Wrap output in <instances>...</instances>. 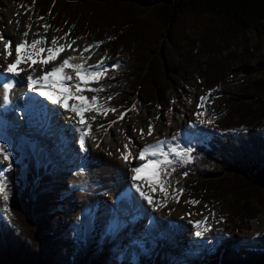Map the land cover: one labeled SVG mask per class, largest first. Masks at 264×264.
<instances>
[{
    "label": "trees",
    "instance_id": "trees-1",
    "mask_svg": "<svg viewBox=\"0 0 264 264\" xmlns=\"http://www.w3.org/2000/svg\"><path fill=\"white\" fill-rule=\"evenodd\" d=\"M11 4L17 9L35 8L37 18L49 16L54 33H70L67 37L75 41L90 36L94 43L104 42L98 53L120 61L97 85L106 89L98 94L106 108H129L138 95L144 106L158 103L168 108L171 94L191 86L190 79L207 89L220 86V97L208 106L216 132L209 144L190 154L184 171L191 173L178 189L210 206L232 227L230 233L245 228L264 211L260 127L264 0H11ZM254 36L259 40L250 52ZM233 48L243 50L240 64L251 69L237 86L226 80L236 58L230 56ZM109 96L112 99L106 103ZM21 171L16 163L8 175L11 200L8 225L0 233V264H79L76 242L52 231L51 214L61 198L52 189L54 177L47 174L35 186L34 175L28 172L24 181ZM221 260V264H264V244L233 248Z\"/></svg>",
    "mask_w": 264,
    "mask_h": 264
},
{
    "label": "bare ground",
    "instance_id": "bare-ground-1",
    "mask_svg": "<svg viewBox=\"0 0 264 264\" xmlns=\"http://www.w3.org/2000/svg\"><path fill=\"white\" fill-rule=\"evenodd\" d=\"M29 18V11L27 13L16 12L10 6V0H0V35L3 36V40H0V149H2L0 150V154L2 153L0 155V181L3 183L5 181L2 179L1 174L5 165V151L10 154L9 159L11 158V151H7V148L4 149V146L11 147L14 141L22 144L27 154L29 152L32 154H28L32 158V168L37 170V173L35 172L36 175L38 174L39 176H37L41 177L44 171L38 170L37 167L41 152H46L47 147L44 142H41V138L36 135L38 132L35 133L34 131L39 129L40 132H44L43 135H47L48 141L50 140V136L47 134L49 132L52 134V140L49 141L52 143V147L57 148L56 150L59 154L70 152L71 157L69 162L76 161V165L85 168V176L93 179L92 183L72 176L69 179V184L73 190L77 191L76 194H80L81 201L78 205L73 206L71 210H68L66 215L72 218L71 220L75 224H79L80 227L86 229L88 236H90L88 231L92 230L93 232L102 234V227L106 225H109L111 228L107 232L110 237L117 236L120 238L124 232L127 233L125 221H123L121 214L117 210L115 211L118 208L124 215H128L130 223L137 225L136 229H134L136 234H146L145 236L158 235L159 233L156 230L163 223L169 226L171 235L179 234L178 241L175 242L171 239L164 244V247H167L171 243L179 246V253H172L173 251L167 252V257L170 260L180 258L181 254L191 251V249H200V247H204L205 245L210 246L213 243V237L223 234V230L219 227L213 230L207 226V222L211 220L209 213L201 211L193 212L192 210L186 212L188 206L187 197L180 194L174 199L170 198L169 193L173 191V188H167L155 182L153 179L154 170L152 169L142 171L139 174L140 179L133 181L131 179L133 175L131 169L140 166L144 161L136 159L125 162L121 158V152L124 150L125 145H128L134 153H138L146 145L156 144L157 141H167L162 146L163 152L176 156L178 149L186 148L189 142H193L195 138L193 132L195 128L198 129L201 126L199 121L187 120L196 110L201 111L203 108L198 107L201 103L200 99L198 102L191 103L177 117L173 115L169 121L170 124L168 123L166 128H162L159 124L155 125L150 120H141L135 124L134 128L130 127L128 130L124 126L122 128L120 126V119H118V114L124 112L121 109L116 113L111 112L102 115L95 123L87 119L90 111H86L83 114L85 123L78 125L77 121L80 119L78 115L68 111L66 106L61 107L60 105L53 104L52 101L41 96L39 91L33 92L29 86L31 82L27 80V77L30 75L36 79L42 75V71L50 69L53 64H59L68 56L78 57L80 55L78 52L66 50L57 53L58 59L49 65L43 66V69L39 64L32 67H29L28 64H22L19 68L23 70L19 72V75L14 76L6 71L8 63L12 62L15 56V52H13L12 57L7 56L4 51V45L7 41L11 40L14 48L16 43L23 40V32L28 31L25 25L30 24L32 26L27 40L32 41L46 36L44 31H40V26L35 22L31 23ZM16 21L20 22L19 25H17ZM37 33L39 36L36 35ZM4 40L5 42H3ZM47 41L48 45H50L51 41L49 38ZM59 44L67 45L71 44V42L63 40ZM89 44H92L91 40H84L83 42L73 44L72 47L83 48ZM48 45L45 46L47 47ZM21 54H24L23 50ZM85 55L88 54L85 53ZM92 59L93 54H91V59L87 61V64H93ZM81 62L80 60L73 61V63ZM66 71L71 75L74 73L72 69H67ZM6 84H11L12 87L7 89L5 88ZM60 86L53 84L49 87V85L45 84L43 88L51 90ZM37 87L41 86L37 85ZM54 95L60 98L58 93H54ZM198 96L200 98L207 97L202 94ZM76 102L68 100L66 101V105ZM18 107L26 111L24 116L20 114L21 111H15ZM72 117H75V119ZM55 118L62 119L64 125L66 124L71 127L67 136H71L74 139V144L67 142V137H63L61 132L62 127L53 126ZM113 120L116 122L113 123ZM21 121L30 125L28 127V130H32L30 137L23 131V129H27L23 127ZM149 124L154 128L152 135H147ZM89 125L91 132L90 135L85 137V145L82 147L79 143V129L83 128L85 132H89ZM140 129L145 130L143 136L139 133ZM7 141H10L8 142L9 144L6 143ZM51 158L52 160L56 159L53 155H51ZM51 169L52 166L49 165L48 171ZM65 182L67 180L61 179L60 186H63ZM159 184L160 187H158ZM137 185H139L140 191L152 197V204H149L147 200L140 196V191H137L136 188ZM107 196L111 198V204L116 207L112 211L106 208L107 204L105 203L108 202ZM2 200H4L3 194H0V202ZM158 200H161L159 204H157ZM65 220L66 218L62 219V222H65ZM201 220H204L205 223L200 224L199 228H197L196 222ZM67 221L73 229L72 221H69V219ZM168 226L163 224V228H167ZM129 230H132V226ZM61 231L65 232V229L61 227ZM196 231H201L203 235L196 236ZM74 232L77 231L75 230ZM255 235V231L250 233L251 237ZM108 247L111 249L112 245L109 244L106 248ZM107 260L108 256H103L102 264L107 263Z\"/></svg>",
    "mask_w": 264,
    "mask_h": 264
},
{
    "label": "rangeland",
    "instance_id": "rangeland-1",
    "mask_svg": "<svg viewBox=\"0 0 264 264\" xmlns=\"http://www.w3.org/2000/svg\"><path fill=\"white\" fill-rule=\"evenodd\" d=\"M10 6L12 9L16 12H22V13H27L29 11L30 14V22L32 23H37L40 27V31H44L47 39L51 41L52 38H62L58 39V43L63 41V40H68V42L72 41L65 37V35H62L60 32L59 33H54L52 30L49 28L45 29L44 25H49L50 24V18L49 16L40 19L37 18L35 8L30 7V8H14L11 4L10 0ZM34 15V16H33ZM254 41L250 44L249 46V51L252 52V46L253 44H257L259 37L254 36ZM86 40H93L92 37H84L81 40L75 41V43H80ZM5 42V40L3 41ZM92 44L93 41H92ZM98 48L92 49V54H93V59L92 63H96L101 59L103 56H107L106 64L109 67H112V65H119L120 61L118 59L112 60L107 53L105 54H99L97 53ZM243 53V50L241 48H233L232 49V55H234L235 62L233 63L234 66L231 70V72L227 75V82H229L230 85L232 86H237L238 85V80L241 78H244L248 72L251 71L250 68L244 67L240 64V55ZM225 55H227L225 53ZM224 56V55H223ZM223 56H219L218 59L223 58ZM72 75H75V73H72ZM192 85L188 86L186 85L184 89L177 95L171 94L170 96V107L164 108L160 107L158 103L152 104L150 106H144L143 103L138 100L140 99L139 95L136 96V105L135 108L133 109L134 104H132L129 109H133L131 111L127 112V117H125L120 121V126H124L127 130L128 128H134L141 120H147V121H153L155 125H161L162 128H166L168 126L169 121L171 120V117L175 115L176 117L180 115L179 113H182L191 103L193 102H198L200 97L198 95L202 94L207 96L206 101L203 103V108L201 111L196 110L190 118H187V120H195L199 121L201 126L194 130L193 134L195 135V139L193 142H189L188 146L186 148L178 149L176 151V156L170 155V159H173L176 161L173 165L168 166V174L163 175L161 179L163 180V186L167 188H173V191L169 193V197L174 199L176 195V189H178L177 185L183 180L186 181L189 172L187 171H182V168L185 169L188 163L190 162V159L185 158V150L186 149H192L197 146V144L204 142H207L211 139V136L214 134L215 127H214V122H213V115L212 113L208 110V106L210 105V100L211 98L215 95V93L219 90L218 88L211 87V89H207L206 87L204 88L202 85H200L195 79H190ZM91 87H97V84L91 85ZM213 91V92H212ZM98 93H93V92H85L84 95L91 97L93 95H98ZM133 99V98H132ZM195 99V100H194ZM46 101V100H45ZM95 107V105H93ZM118 109V108H117ZM124 110V109H121ZM119 111V110H118ZM125 111V110H124ZM107 113H111L110 111ZM199 113V115H197ZM105 114H101L95 111H90L88 113L87 119L93 123H95L99 118ZM170 116V117H169ZM13 117V116H12ZM95 117V119H93ZM57 121V122H56ZM207 121H210L208 123ZM22 122V121H21ZM63 124V125H62ZM170 124V123H169ZM54 127H62L61 132L63 137H67V142L74 144L75 141L71 136H67L68 133L70 132L71 127L67 126L66 124L64 125L63 120L61 119H56L53 123ZM264 129V124L260 125V127ZM23 127H25L24 130L26 135L30 137L32 134V130H28V127L23 124ZM122 127V128H124ZM22 128V127H21ZM35 133L38 132L36 135H38L41 138V142H44L47 149L46 152L42 151L41 156L39 158L38 162V170H43L44 175L46 172H50L54 174V179L52 183V189L56 192V195L59 196L60 200L57 201L56 203L59 205L58 208H56L54 211H52L51 214V222H52V231L53 234H56L60 238H70V239H75L77 241V249L80 251V258L81 261H79V264H91V260L94 258L96 259L97 262H94L93 264H102L103 262V256L107 255L108 260L107 263L105 264H115L118 261L121 260H130L134 254L137 255V257L141 258L144 257L145 259H152L154 263L157 264H221L223 260L221 258L225 257L229 250L233 248H238L240 246L242 247H257V245H262L264 244V211L258 212L257 216L254 220H250L247 222L248 224L245 226V228L240 229L239 231H235V233H230L229 230L232 228L230 225H226L225 221L222 219H219L215 211L210 206H206L205 204L197 203V204H192L190 203L191 198L189 197V193H184L182 192L185 197H187V202L188 206L186 208V212H189L192 210L193 212H204V213H209L210 214V221L207 222V226L210 227L211 229L215 230L216 228H221L223 230V234H220L219 236H214L213 237V243L209 245H205L204 247L199 248H194L191 249V251H187L184 254H181L177 259H169L167 257V252H172V253H179L178 248L179 246L176 244H170L167 247H164L165 242H168L172 239V241H178L179 240V234L176 235H171L169 232V226L166 223L167 228H163L162 226L158 227L156 231H158V235H143V234H136L134 232V229H136L137 225L130 223L128 220L129 217L128 215H124V213L113 206L111 204V198L107 196V209H115L117 212H119L122 216L123 221H125V229L128 231L127 233L124 232L120 238L117 236L115 237H110L107 232L111 230L109 225L103 226L102 227V234L96 233L92 231H88L90 236H88L86 233V229H83V227H80V225L75 224L72 218H69L67 214L68 210H71L73 206L78 205L81 201L80 194L77 193L73 190L71 185L69 184V179L72 177H76L77 179H83L86 180V182H93V179L90 177L85 176L86 170L83 166H78L76 165V161L74 162H69L71 153L70 152H65V153H58L57 148L52 147V143L49 141L52 140V134L47 133L50 136V140L48 141L47 135H43L44 132H40L39 129L34 131ZM23 136V134H21ZM69 138V139H68ZM7 141L6 143L9 144ZM7 148V151H11V158L5 159V165H4V170L1 172L2 177L7 180V172L11 169V165L13 164V161L17 158L20 162H22L24 157H28L29 162L28 165H23V168L25 171V168L27 167L30 171L36 172L37 170H34L32 168V158L28 156V154H31L30 152L27 154L25 152V148L22 144H19L18 142H13L11 144V147H6L4 146V149ZM11 149V150H10ZM49 151V152H48ZM191 151V152H192ZM188 153V156H190ZM40 153V152H39ZM52 153V154H51ZM55 156L56 159L52 160L51 155ZM2 155V153L0 154ZM32 155V154H31ZM52 166V171H48V166ZM10 166V167H9ZM226 168V165H224ZM82 168V169H80ZM174 168L175 170L172 171L171 169ZM229 171L230 169H226ZM175 174H180L179 176H175ZM38 175V174H37ZM36 178V183L39 182V180L43 177H38ZM72 176V177H71ZM216 176H219L216 174ZM215 179H219L216 178ZM67 180V182L63 183V186H60V180ZM5 185L6 182H5ZM14 185L11 186L13 188ZM160 187V184L158 185ZM8 199L7 200H2L0 202V229L3 231L4 228L8 225V219L6 218L9 213H8V207H9V202L11 200V194L8 192ZM168 197V196H167ZM162 200V199H161ZM161 200H158L157 204L160 203ZM252 209V208H251ZM113 213V212H112ZM111 213V214H112ZM128 213V212H127ZM66 218L65 222H62V219ZM72 221V226L73 229L69 226V223L67 221ZM75 226V227H74ZM132 226V230H129V228ZM61 227L65 229V232L61 231ZM83 229V230H82ZM77 232H74V231ZM108 230V231H107ZM125 230V231H126ZM256 232V235L254 237L250 236V233ZM85 232V233H84ZM94 233V234H92ZM107 236V238H106ZM77 238H81V240H77ZM83 239V240H82ZM150 245H149V244ZM109 244L112 245V248L110 249L109 247L106 248ZM137 244H141L143 247H139ZM145 246V247H144ZM99 247V249H98ZM176 247V248H173ZM159 249V250H158ZM178 251V252H177ZM176 255V254H175ZM134 257V256H133ZM144 263V261H142ZM142 263V264H143ZM247 264V263H245Z\"/></svg>",
    "mask_w": 264,
    "mask_h": 264
},
{
    "label": "snow or ice",
    "instance_id": "snow-or-ice-1",
    "mask_svg": "<svg viewBox=\"0 0 264 264\" xmlns=\"http://www.w3.org/2000/svg\"><path fill=\"white\" fill-rule=\"evenodd\" d=\"M40 19H43L42 17ZM17 25H19V21H16ZM25 27L28 31L23 32L24 39L20 42L16 43L13 48L12 41L9 40L4 45V51L7 56L12 57L13 52H15V56L13 57L12 62L7 65V73L12 75H19V72L23 69L19 68L22 64H28L29 67H32L36 64L43 66L49 65L56 59H58L57 53L64 52L66 50H71L73 52H78L80 55L78 57L68 56L64 58L59 64H53V66L46 70L42 71V75L37 77L36 79L33 76H28L27 80L31 82L29 85L33 92L39 91L41 96L46 97L48 100L52 101L53 104L60 105L61 107H67V110L75 113L80 117L77 121L78 125H83L85 123L84 112L86 111H95L101 114H107V112L116 113L118 110L115 108H106L100 104V98L98 95H93L91 99L84 95L85 92H93L98 93L101 91H106V89L102 87H91L93 84H100V82L107 77L109 72V68L106 64L107 56L101 57L99 61L94 64H87V61L91 59L92 49L99 48L104 42L98 41L94 44H89L84 46L83 48L76 47L73 48L72 45L75 44V40L72 41L71 44H59L58 39L62 38H52L50 45H48V41L46 37H41L39 39H35L32 41L27 40L29 35V31L31 30V25L27 24ZM50 25H44V28H49ZM36 35L39 36L37 33ZM70 35V33H65V37ZM0 40H3V36L0 35ZM45 45H48L47 47ZM24 54H21V52ZM87 53L88 55H85ZM44 54V55H41ZM74 60H80L81 63H73ZM87 65V66H86ZM119 65H112L113 69L118 68ZM72 69L75 75L69 74L66 70ZM55 78V79H53ZM51 85L58 84L61 85L59 88H52L51 90H44L43 85ZM40 85L41 87H37ZM12 87L11 84H6L5 88L10 89ZM54 93H58V98ZM112 97L106 98L107 101H110ZM207 97H201V103L198 107H203L204 101H206ZM74 100L76 103L67 104L66 101ZM95 105V107H93ZM135 106H133V109ZM133 109H127L124 112H120L118 114V119L122 120L127 115L128 111ZM199 115V113H197ZM75 119V117H72ZM95 119V117H93ZM116 121L113 120V123ZM210 123V121H207ZM80 137L79 143L83 147L85 145V137L90 135L91 127L89 125V132H85L83 128L79 129ZM154 132V128L151 124H149L147 129V135H152ZM139 133L141 136L145 134L144 129H140ZM167 143V141H157L156 144H148L143 147L138 153H134L128 145H125L124 150L121 152V158L125 162H130L131 160H141L144 161L140 166L133 167L131 172L133 175L131 179L136 181L140 179L139 174L142 171H146L148 169H152L153 171V179L155 182L163 184V180L161 177L163 175L168 174V166L173 165L176 161L169 158V153H165L162 150V146ZM2 150V149H0ZM192 149L185 150V158L190 159L188 156ZM159 152V155H158ZM10 156L9 153L5 151V159H8ZM162 157V158H161ZM10 167V166H9ZM172 171L175 169L172 168ZM137 191H140L139 185L136 186ZM183 189H176V195L182 194ZM0 194H3V199H8V193L6 191V185L2 181H0ZM140 196L148 201L149 204L153 203V199L151 196L147 195L143 191H140ZM192 204H197L199 201H190ZM205 223L204 220L196 222L197 228H199L200 224ZM196 236H202L203 233L201 231L195 232Z\"/></svg>",
    "mask_w": 264,
    "mask_h": 264
}]
</instances>
